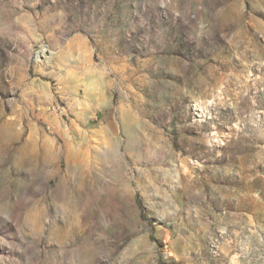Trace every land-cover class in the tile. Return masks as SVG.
Returning a JSON list of instances; mask_svg holds the SVG:
<instances>
[{
	"label": "rangeland",
	"instance_id": "rangeland-1",
	"mask_svg": "<svg viewBox=\"0 0 264 264\" xmlns=\"http://www.w3.org/2000/svg\"><path fill=\"white\" fill-rule=\"evenodd\" d=\"M0 264H264V0H0Z\"/></svg>",
	"mask_w": 264,
	"mask_h": 264
},
{
	"label": "built area",
	"instance_id": "built-area-1",
	"mask_svg": "<svg viewBox=\"0 0 264 264\" xmlns=\"http://www.w3.org/2000/svg\"><path fill=\"white\" fill-rule=\"evenodd\" d=\"M44 52H46V53H50V52H48V49H46V48L44 49Z\"/></svg>",
	"mask_w": 264,
	"mask_h": 264
},
{
	"label": "bare ground",
	"instance_id": "bare-ground-1",
	"mask_svg": "<svg viewBox=\"0 0 264 264\" xmlns=\"http://www.w3.org/2000/svg\"><path fill=\"white\" fill-rule=\"evenodd\" d=\"M46 54H51V53H46V52L43 53V55H46Z\"/></svg>",
	"mask_w": 264,
	"mask_h": 264
}]
</instances>
